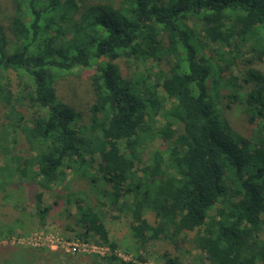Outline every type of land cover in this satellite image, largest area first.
<instances>
[{
    "label": "trees",
    "instance_id": "obj_1",
    "mask_svg": "<svg viewBox=\"0 0 264 264\" xmlns=\"http://www.w3.org/2000/svg\"><path fill=\"white\" fill-rule=\"evenodd\" d=\"M11 6L7 21L0 17V102L9 105L12 129L0 132V155L37 185L39 222L65 188L66 208L75 212L64 214L71 226L62 228L83 238L97 234L112 250L96 255V264L144 261L138 252L131 259L114 252L117 244L99 215L105 201L130 214L137 247L161 235L174 252L200 248L209 264H264V132L252 140L222 111L239 100L247 123L264 125V72L253 66L264 56V0H123L118 6L11 0ZM247 46L250 56L235 74ZM219 50L228 57L217 59ZM118 58L142 67L124 76ZM76 67L93 69L87 120L54 88ZM5 70L19 78L18 93ZM17 128L25 155L8 147ZM75 178L88 180L87 189L71 188ZM44 192L50 204H42ZM10 232L0 231V238ZM161 259L175 264L179 256L164 250Z\"/></svg>",
    "mask_w": 264,
    "mask_h": 264
},
{
    "label": "rangeland",
    "instance_id": "obj_2",
    "mask_svg": "<svg viewBox=\"0 0 264 264\" xmlns=\"http://www.w3.org/2000/svg\"><path fill=\"white\" fill-rule=\"evenodd\" d=\"M95 1L109 2L114 6H118L123 0ZM12 9L11 0H0V17L7 21L8 14L11 13ZM10 35L11 34L9 33V41L11 42L12 37ZM220 51L221 50L217 52V59H220L223 56L226 58L228 57L227 53H225V55H221ZM243 51L244 53L242 58H239L237 60V65L232 68L235 74H238V68H243V61H245L244 58L250 56L251 52L248 50V46ZM116 62L124 76H130L135 69L138 68L139 70L140 67H142L139 64L132 62L131 59L126 60L124 58H118L116 59ZM221 64L223 65L224 62ZM149 65H151V62ZM223 66H225V64ZM253 66L264 72V56H262L260 60L256 59ZM92 70V68L76 67L70 73L56 79L54 83V88L58 98L72 104L79 112H81L86 120L88 108L93 97L89 79ZM3 74H5L8 78L12 93H18L20 87L22 88V85L20 84L16 73L12 70H5ZM225 74L227 75V73ZM243 93L244 91H240V93L237 94L241 96ZM221 102L225 104V100H222ZM13 104L16 110L26 116V118L28 117L29 112L23 106L14 102ZM8 109V104L0 102V132L3 127L5 129H9L10 131L12 130L8 126L10 121L6 116ZM222 111L235 131L251 138L252 140H257V138L263 134V124L247 123L243 113V106L239 100L235 103L229 104L228 108L224 107ZM163 122V120H159L157 123L158 126ZM172 126L176 127L177 124H173ZM14 134L15 141H8V147H12V150L15 149V153L19 152V154L25 155L27 147L19 128L14 129ZM10 137H8V140H10ZM154 142L157 145L158 138L155 139ZM7 158L8 156L0 155V164L2 163L0 167L5 166L4 169H0V231L5 233L6 230L9 229L11 232L0 238V264H96V262L99 261V257L94 254H68L63 250H50L45 247L32 248L17 246L16 244L9 242V239L13 235L26 234L39 229L53 230L69 238L77 237V235L74 230H71L70 228L67 230L62 228L64 223H70V221L65 218L64 214H67V211L71 214L75 212V208L72 205L66 208L65 188L61 191L62 200H60L62 203L60 201L59 204L52 205L50 211L44 219V222L41 224L39 222L40 217L36 212L34 203V193L38 189L37 185L30 181L27 177H21L15 173L12 169V159L8 160ZM92 168H94L93 164L91 169ZM68 178H71L70 172L68 173ZM71 185V188L73 189L85 190L87 189L86 186L88 187L89 183L88 180L75 178L74 180H71ZM54 189H57V187L54 186ZM90 196L93 202L95 200V198L92 199L93 194L90 193ZM50 197V194L44 192L42 195V204H50ZM57 197L56 199H58ZM80 202L88 203L86 199L84 201L80 200ZM108 203L105 201L104 205L98 206L99 215L107 228L109 239L116 242L118 250L121 253L125 255L131 254L132 257L133 253L135 254L138 252L144 257V260H150L153 264H163L161 253L164 250H167L172 254H178L179 260L175 264H209L208 260L205 258V253L200 248L193 247L188 249V252H174L173 245L163 239L161 235H158V239L152 238L146 240L147 244L145 247H137V241L131 234L130 223L132 218L130 214L126 212L118 213L117 209H114ZM148 218L150 221L151 215H148ZM70 226L71 225L68 224V227ZM81 238L91 239L99 244L109 246L108 243L101 241L97 234H93L92 237L89 238Z\"/></svg>",
    "mask_w": 264,
    "mask_h": 264
},
{
    "label": "built area",
    "instance_id": "obj_3",
    "mask_svg": "<svg viewBox=\"0 0 264 264\" xmlns=\"http://www.w3.org/2000/svg\"><path fill=\"white\" fill-rule=\"evenodd\" d=\"M9 242L24 247H45L50 250H63L70 254H94L105 256L112 250L110 246L99 244L91 239H82L81 237H66L53 230H35L21 235H13ZM118 256L123 259H131V254H123L118 248L114 250ZM141 264H153L150 260H144Z\"/></svg>",
    "mask_w": 264,
    "mask_h": 264
}]
</instances>
